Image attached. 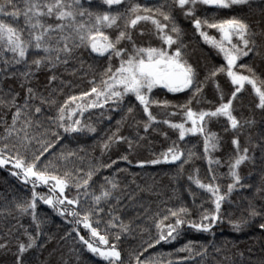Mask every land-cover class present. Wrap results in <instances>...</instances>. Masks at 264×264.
I'll return each mask as SVG.
<instances>
[{
  "label": "trees",
  "instance_id": "16d2710c",
  "mask_svg": "<svg viewBox=\"0 0 264 264\" xmlns=\"http://www.w3.org/2000/svg\"><path fill=\"white\" fill-rule=\"evenodd\" d=\"M13 3L21 11L25 8V0H13ZM135 4L153 9L163 5L164 11H170V21L157 18L168 23V33L174 38L173 24L181 30L171 49L161 41L150 21H141L134 29L124 28L125 17ZM80 5L86 12L81 17L82 22L89 19L87 12L120 15L117 25L103 29L113 40L123 30L130 32L135 47H163L169 52L180 47L183 59L195 69V84L202 87V92L193 98L194 88L170 92L163 86L155 87L147 95L150 101L160 102L151 103L149 109L157 122L145 130L144 125L149 122L147 114L131 93L118 103L112 100L104 103L101 97L97 101L101 106L89 107L83 115L76 109L77 104L88 105L96 100L91 89H103L101 81L108 78L107 69L111 66L114 72L120 66L121 57L111 53L100 55L90 47L81 46L74 48L71 54L61 53L60 60L55 59L53 52L52 60H44L37 66L33 61L47 55L43 49H29L26 59L20 63H15L10 51H0V148L8 145L5 158L14 157L18 152L30 163L33 153L39 154L40 142H50L54 146L41 157L37 170L43 171L47 165L49 174L64 178L65 173H69L65 197L68 200L79 198L78 205H48L40 197L52 192L49 185L32 178L26 182L22 174L14 175L20 171L14 167V162L11 163L13 166L0 165V245H3L0 247V264H109L79 239L83 236L90 243H96L91 230L79 222L89 210H92V227L108 239L106 248L116 246L123 264H137L136 257L141 264H264V227H261L264 225V109L258 107L259 97L254 89L245 84L233 101L234 115L242 125L238 130H232L226 118H213L207 124L208 129L220 137L219 148L211 155L221 163L213 165L212 173L217 177L214 183L220 185L226 199L222 202L221 219L214 223L211 231H198L188 222H199L202 214L214 211L210 194L199 188L194 179H189L198 176L204 183L212 182L203 138L189 134L180 140L178 130L164 121L183 122L184 110L179 106L190 99V107L195 111L214 110L221 103V92L227 102L236 86L226 71L214 77L211 75L216 69L226 68L223 53L206 42L195 29L193 17L184 14L187 6L180 9L173 0H123L110 10L96 6L93 0H80ZM195 14L196 18H209L211 22L231 18L244 20L252 33L248 37L252 41L251 51L248 56L241 57L235 70L249 75L247 69L251 68L256 77L264 80V0H247L245 4L230 8L197 4ZM2 19L22 30L27 38L30 28L23 15ZM56 23L53 16L46 24ZM202 30L210 37L222 38L217 29L205 26ZM233 40L242 44L238 38ZM132 41L123 40L117 47L131 53ZM52 43L55 45V41ZM124 58L127 59V54ZM29 88L33 90L31 94ZM84 93L90 95L80 99ZM73 96L78 99L71 101ZM165 101L168 107L163 106ZM66 102L64 125L72 126L79 120L80 127L87 126L82 131L65 132L60 127L59 109ZM37 107L41 109L39 113L35 111ZM74 109L76 114L72 115ZM17 110L21 115L14 127L25 129L31 144L22 142L23 131L19 136L16 132L8 136L7 129L13 127ZM26 121H31L30 127H25ZM237 138L241 150L248 148L250 159L240 166V184L229 194L228 185L233 183L229 160L237 154L232 143ZM174 142L185 154L193 153L190 161L182 163L184 157L180 161H171L170 157L168 161L163 159L162 153ZM156 159L161 162L151 163ZM90 171L93 175L87 189L78 187ZM108 181L117 183L118 187L112 190L111 198L95 204L93 194L99 196L103 189L111 190ZM33 192L36 193L35 220L32 209L24 212L18 207L31 203ZM181 208L186 209V214L180 213L186 223L173 233L175 239L161 240L157 244L161 231L167 235L166 226L176 223L170 212H178ZM60 209L65 210V215H60ZM74 210L80 213L79 217L71 215ZM253 211L257 213L254 216ZM236 223L240 224L239 229L234 227ZM125 226L127 231L123 230ZM29 237L35 240L30 248L27 247L31 242ZM20 244L26 246L23 253L19 252ZM149 244L153 246L149 247Z\"/></svg>",
  "mask_w": 264,
  "mask_h": 264
},
{
  "label": "snow or ice",
  "instance_id": "6c2138e0",
  "mask_svg": "<svg viewBox=\"0 0 264 264\" xmlns=\"http://www.w3.org/2000/svg\"><path fill=\"white\" fill-rule=\"evenodd\" d=\"M123 0H104L106 5H119ZM173 2L180 8L185 9L187 6V11L184 13L187 16L193 17V24L195 29L200 31V35L204 37L206 42L211 43L214 47L223 53L225 60L227 61L226 68L216 69L211 73L214 77L219 72H225L231 79V83L236 86L235 91L230 94V98L227 102H224V95L220 93V101L218 107L214 110H201L195 111L190 107L192 100L190 99L186 104L179 107L183 108L184 121L181 123H171L170 121H164L170 125V127L178 130L179 139L183 140L185 136L200 135L203 138V150L207 163L209 166V172L212 173L213 165L219 166L220 160L213 159L211 153L218 150L220 145V137L216 132H212L208 129L207 124L213 118H226V121L230 123L232 130H238L241 125V121L234 115L233 101L236 100L237 94L244 89L245 84L251 85L254 89L255 94L259 97L258 107L264 109V80L256 77L253 69L248 68L249 75H244L235 69L237 68V62L241 57L248 56L249 51H251L250 44L252 41L248 38L252 35L249 30V25L242 19L231 18L222 20L219 22H211L209 18H196L195 8L197 4L215 6L217 8H230L232 5L245 4L247 0H173ZM11 8L13 11H8ZM164 6H158L153 8L145 7L140 4L133 5L127 16L125 17L124 28L134 29L137 24L141 21L151 22L156 30L157 35L161 41L171 49L173 44H176L179 38L180 29L174 24L171 28L173 35L168 33V23H162L163 21H170L172 19L170 11H164ZM143 13V14H142ZM86 14L85 10L81 8L80 0H46L45 3L41 4L39 0H25V8L23 11L17 8V5L13 3V0H0V51H10L13 53L15 63H20L24 61L27 57L29 49H43L47 54L45 57L35 59L33 63L39 66L44 60H52L51 53L55 52L56 60H60V54H71V52L76 47H90L91 50L100 55L105 53H111L113 55L121 57L120 66L113 72L111 66L107 69L106 75L107 79L102 80L101 83L104 85L103 89H98L93 87L91 93L95 94L96 100L91 104L83 105L77 104L76 109L80 110V115H83V111H86L89 107L96 108L101 106L97 101L102 97L104 103L112 100L114 103H118L123 100L124 96L131 93L143 106V111L147 114L148 123L144 125L145 130L151 126L152 123L157 122L156 117L152 114L150 109L151 103H157L158 101H150L149 96L152 90L163 85L170 92H182L186 89H192L193 98L202 92V87L195 84L196 72L191 64L183 59L181 48L177 47L174 52L169 53L165 48H155V47H135V42L132 41V36L128 31H120L119 35L113 40L111 37L105 34V28H112L117 25V21L120 19L119 14H110L105 12L103 14H94L87 12L89 19L94 17V23L89 24L82 21H78V17H83ZM23 15L25 18L26 25L29 26L30 30L27 34V38L24 37L22 30H19L10 24L6 23L2 17H12L16 18ZM55 17L58 21L55 25L46 24L42 22L43 17ZM217 29L219 33L222 34L220 40H216L215 37H210L207 32L203 31V27ZM233 37H237L241 43H233ZM123 40L132 41L133 51L131 53L127 52V49L118 48L117 45ZM55 41V45H53ZM127 54V59L124 58ZM10 63L9 61H5ZM240 67H247L246 65H240ZM55 79V77H52ZM219 88V85H217ZM29 93H32V89H28ZM90 93H84L80 99L89 96ZM78 98L73 96L70 98L71 101H76ZM164 107H168V102L163 103ZM67 107V102L65 106L59 109L58 120L61 122L60 127L64 129L65 132H78L82 131L83 127H80V121L76 120L73 122L72 126H65V109ZM35 111L39 113L41 109L39 107L35 108ZM132 109L129 108V112ZM76 114V110H73L72 115ZM21 112L17 110L15 116L13 117V127L7 129L8 136H11L13 132L19 136L21 131L24 132L23 141L27 144H31V139L25 129L17 130L14 126L16 120L19 119ZM175 115V113H171ZM244 123H247L245 121ZM190 126H186L189 125ZM31 121L25 122V127H30ZM90 131H95L94 128H89ZM53 135H56L53 133ZM7 139V137H5ZM34 139V137L32 138ZM121 139H124L121 137ZM232 143L235 145L236 156L229 160V174L233 180L232 184L228 185L227 191L230 194L232 190L240 184L241 177L239 175L240 166L250 159L248 155V148H240L239 139H234ZM41 148L39 154L33 153V160L27 163L25 158L17 154L14 157L5 158V151L8 149V145L5 144L4 148H0V165H6L14 162V167L20 171L14 173V175H23L24 180L27 182L29 178L33 181H39L43 184H48L50 181L52 183V191L58 190L59 194H63L65 189L69 186V173H65V177L61 178L57 175H52L47 172V165H45V170H37V164L40 161L44 153L48 152L52 145L48 141L40 142ZM107 148L108 145L106 144ZM73 155V153H69ZM162 157L165 161H168L169 157L171 161H180L182 157L184 160L182 163L190 161L193 157V153L185 152L179 148L178 145L173 143L172 147H169L165 153H162ZM66 158V157H65ZM127 159V157H124ZM160 159L152 160L151 163H160ZM110 167V165H109ZM199 170H197L198 173ZM93 173L90 171L87 173V179L82 181V184L77 185L78 187H83L87 189L89 181L92 178ZM189 179H194V182L201 189L206 190L208 194L213 198L214 211L212 213H204L201 216L199 222L191 221L188 222L191 228L198 231H211L215 222L221 219V208L222 202L225 201L226 197L221 194L220 185L214 183L217 179L214 173L211 174V181L208 183L202 182L198 176L196 178L189 177ZM111 185V190L103 189L99 196L93 194V200L95 204H99L102 199H109L112 196V190L118 187V184L112 181H108ZM35 187V183H33ZM44 203L56 207L57 204L64 205H78L79 198L68 200L67 197L60 198L58 195L54 203L52 198L40 197ZM22 211L27 212L30 209L33 210V219H36L35 208H36V193L33 192V199L31 203L25 205H18ZM103 211V209H98ZM60 215H65V210L60 209ZM180 213L186 214V209L181 208L179 211H171V216L176 218L175 225H167V235L161 231L159 239L156 243H160L161 240H167L169 238L175 239L173 233L177 231L182 225L186 223L184 219L180 218ZM255 211L252 215H256ZM74 217H79L80 213L77 211H72L71 213ZM92 216V210L86 212V214L79 221L83 223L85 228L91 230V236L93 238L98 237V242L103 245H109V241L105 236H101L96 228L92 227L90 222V217ZM164 219H167L165 217ZM163 225V221H161ZM239 229L240 224L236 223L234 225ZM264 227V225H261ZM127 231V227L123 228ZM178 234V233H177ZM30 243L27 247H32L35 244V240L29 237ZM79 239L87 245L89 250L98 256L103 257L109 262V264H123L121 261V253L117 250L115 245H110L107 249L96 247L83 236ZM119 239V236H117ZM153 245L149 244V247ZM3 247V245H0ZM183 250V249H182ZM26 251V246L20 244L19 252L23 253ZM137 264H141L139 257H136Z\"/></svg>",
  "mask_w": 264,
  "mask_h": 264
},
{
  "label": "rangeland",
  "instance_id": "374dc122",
  "mask_svg": "<svg viewBox=\"0 0 264 264\" xmlns=\"http://www.w3.org/2000/svg\"><path fill=\"white\" fill-rule=\"evenodd\" d=\"M45 0H39V2L41 3V4H43V3H45L44 2ZM93 1H95L96 2V6H98V7H101V8H103V7H106L108 10H110V9H113V7L114 6H116V5H111V6H109V5H106L105 3H104V0H93ZM105 13V12H104ZM110 14H113V13H110ZM50 19H52V17H43L42 18V22H44V23H47V22H49V20ZM78 19V21H81V17H78L77 18ZM95 21H94V17L90 20V19H88L87 21H85V23H89V24H92V23H94ZM234 38H237V37H233V39ZM216 40H220V39H216ZM233 43H235V41L233 40ZM166 51H168V50H166ZM169 53H172V52H169ZM159 86H163V85H159ZM158 87V86H157ZM164 87V86H163ZM179 123H181V122H179ZM186 126H190V124L189 125H186ZM9 165L10 166H13L11 163H9ZM37 182H39V181H37ZM52 183L53 182H49L48 184H46V185H49L50 186V188H51V190H52ZM53 192H55L56 193V196H52V193ZM60 196V198H63V197H65V192L63 193V194H59L58 193V190H56V191H52L49 195H47V196H45L46 198H52L53 199V201H55L56 200V198H57V196ZM95 239V244L93 243V245L94 246H96V247H101V248H104V249H107L106 248V245H103L102 243H100V242H98V237H96V238H94Z\"/></svg>",
  "mask_w": 264,
  "mask_h": 264
},
{
  "label": "flooded vegetation",
  "instance_id": "af4514ba",
  "mask_svg": "<svg viewBox=\"0 0 264 264\" xmlns=\"http://www.w3.org/2000/svg\"><path fill=\"white\" fill-rule=\"evenodd\" d=\"M125 1H127V0H125ZM141 1L151 2V1H156V0H141ZM213 7H215V6H213Z\"/></svg>",
  "mask_w": 264,
  "mask_h": 264
}]
</instances>
